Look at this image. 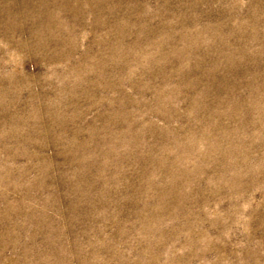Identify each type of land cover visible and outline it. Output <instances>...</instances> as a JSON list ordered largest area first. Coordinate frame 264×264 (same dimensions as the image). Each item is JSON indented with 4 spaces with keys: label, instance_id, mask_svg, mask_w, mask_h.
Masks as SVG:
<instances>
[{
    "label": "rangeland",
    "instance_id": "rangeland-1",
    "mask_svg": "<svg viewBox=\"0 0 264 264\" xmlns=\"http://www.w3.org/2000/svg\"><path fill=\"white\" fill-rule=\"evenodd\" d=\"M0 264H264V0H0Z\"/></svg>",
    "mask_w": 264,
    "mask_h": 264
}]
</instances>
